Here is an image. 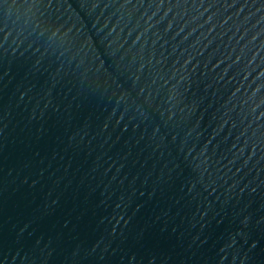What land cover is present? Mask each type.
<instances>
[{
    "label": "water",
    "instance_id": "95a60500",
    "mask_svg": "<svg viewBox=\"0 0 264 264\" xmlns=\"http://www.w3.org/2000/svg\"><path fill=\"white\" fill-rule=\"evenodd\" d=\"M262 6L264 0H0V169Z\"/></svg>",
    "mask_w": 264,
    "mask_h": 264
}]
</instances>
